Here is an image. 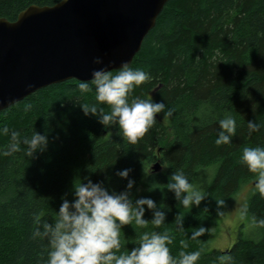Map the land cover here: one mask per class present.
Masks as SVG:
<instances>
[{
    "label": "trees",
    "instance_id": "trees-1",
    "mask_svg": "<svg viewBox=\"0 0 264 264\" xmlns=\"http://www.w3.org/2000/svg\"><path fill=\"white\" fill-rule=\"evenodd\" d=\"M59 1L0 0V18L12 22L31 5ZM130 65L151 79L134 87L129 99L151 96L173 109L172 117L156 114V124L135 144L118 135V126L84 115L81 106L95 102V93L82 92L76 80L42 88L0 112V264H43L48 240L33 233L54 224L62 198L71 201L73 186L87 179L117 193L132 179L133 201L149 197L164 207L158 229L123 226L121 251L136 246L139 232L156 230L171 234L174 257L199 250L195 264H264V226L253 220L264 219L258 191L247 204L252 232L239 233L224 250L206 249L222 207L216 202L226 203L257 175L240 162L243 148L264 146V0H169ZM225 116L236 120V132L230 143L217 145L218 121ZM249 121L258 131L249 133ZM32 130L47 136L46 150L33 157L22 150L3 154L12 131L22 139ZM157 161L162 171L151 173ZM125 168L128 178L115 174ZM177 170L205 193L199 206L184 208L167 190ZM177 216L183 229H177ZM151 217L146 209L144 219ZM200 226L206 233L190 239Z\"/></svg>",
    "mask_w": 264,
    "mask_h": 264
},
{
    "label": "clouds",
    "instance_id": "clouds-1",
    "mask_svg": "<svg viewBox=\"0 0 264 264\" xmlns=\"http://www.w3.org/2000/svg\"><path fill=\"white\" fill-rule=\"evenodd\" d=\"M92 63L100 65L103 61L101 57H95ZM150 79L149 73L134 69L129 62H122L115 73L106 67L94 69L90 80L79 83L82 92L95 93V102L81 106L84 115L97 117L104 127L118 126V135L129 144H135L156 124V114L163 113L165 117L173 115V109L166 108L165 102L154 101L151 96L129 99L134 87ZM105 105L110 110L105 111ZM218 124L220 131L215 143H230L236 132V120L232 116H225ZM247 126L249 133L259 129L254 121L247 122ZM3 131L8 133L7 128ZM18 135L16 131L11 132L12 143L4 155L22 150L26 157H33L37 152L46 150V135L33 130L22 139H17ZM240 162L257 174L254 188L264 194V146L243 148ZM129 172L130 169L125 168L115 174L124 179L128 178ZM134 183V180L128 179L125 191L117 193L106 189L101 182L79 180L72 188V200L62 198L54 224L45 223L42 231L37 229L33 233L34 237L48 240L47 258L43 264H195L200 258V251H181L178 258L174 257L168 247L172 236L167 231H141L136 246L131 250L125 248L121 251L124 247L123 226L134 222L140 229L147 228L149 224L153 229H158L166 220L164 207L158 206L153 199L141 197L133 201L129 192ZM166 185L167 190L174 193L176 201L184 208L199 206L206 197L179 170L173 172ZM216 204L219 209L224 200H219ZM146 209L151 210V220L144 219ZM246 213L247 205H244L240 214L244 216ZM253 220L264 226V219L256 221L254 217ZM176 225L178 230L183 229V218L177 216ZM207 230L200 226L191 233L190 239L196 240Z\"/></svg>",
    "mask_w": 264,
    "mask_h": 264
},
{
    "label": "water",
    "instance_id": "water-1",
    "mask_svg": "<svg viewBox=\"0 0 264 264\" xmlns=\"http://www.w3.org/2000/svg\"><path fill=\"white\" fill-rule=\"evenodd\" d=\"M168 1L65 0L0 18V112L50 85L131 64ZM160 171L157 161L150 172Z\"/></svg>",
    "mask_w": 264,
    "mask_h": 264
},
{
    "label": "rangeland",
    "instance_id": "rangeland-1",
    "mask_svg": "<svg viewBox=\"0 0 264 264\" xmlns=\"http://www.w3.org/2000/svg\"><path fill=\"white\" fill-rule=\"evenodd\" d=\"M254 191L256 190L252 180L223 204L218 216L211 224L207 250H224L235 242L239 233L248 235L252 232L254 227L248 216H241L240 212L241 208L248 204V199Z\"/></svg>",
    "mask_w": 264,
    "mask_h": 264
}]
</instances>
